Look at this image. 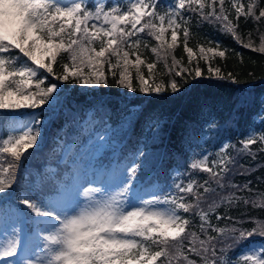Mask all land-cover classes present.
Listing matches in <instances>:
<instances>
[{"label":"snow or ice","instance_id":"obj_1","mask_svg":"<svg viewBox=\"0 0 264 264\" xmlns=\"http://www.w3.org/2000/svg\"><path fill=\"white\" fill-rule=\"evenodd\" d=\"M159 3L0 0V125L9 129L0 135V206L6 214L18 204L26 217L44 218L32 221L35 243L31 246L24 242L18 224L0 225V264H264V217L251 214L257 209L264 212V190L254 187L252 180L236 183L229 179L234 167L244 169V165L228 154V144L222 145L217 158L206 154L189 164L192 171L207 173L206 179L198 181L189 175L186 183H175V191L163 198L149 192L150 198L137 195L132 200L144 167L135 157L146 155L137 150L131 162L112 175L110 186H94L104 182L85 172L74 177L75 195L66 203L27 193L11 199L21 161L42 134V120L32 116L25 121L18 110L53 108L59 103L57 83L41 70L58 81L83 86L107 85L111 77L133 92L160 93L169 87L176 92V79L165 84L156 79L155 70L162 62L169 75L182 77L187 71L183 66L173 72L180 64L175 50L181 44L192 64L197 56V50L188 45L193 16L197 24L219 25L243 47L264 53V34L259 46H254L251 33L244 43L238 31L241 17L251 19L259 31L264 24V0H247L246 4L241 0H173L164 10ZM197 48L199 59L206 62L209 53L225 56V51L218 50L219 42ZM145 52L155 59L150 60ZM58 59L59 75L53 70ZM214 71L220 75L219 68ZM209 72H213L210 65ZM192 73L203 75L198 65ZM228 78H232L230 73ZM257 143L264 145V132L241 140L240 151L251 155L250 146ZM81 193L83 203L76 199ZM233 210L240 215H231ZM222 221L227 223L221 225ZM257 236L260 247L249 246L230 255L242 242Z\"/></svg>","mask_w":264,"mask_h":264},{"label":"trees","instance_id":"obj_2","mask_svg":"<svg viewBox=\"0 0 264 264\" xmlns=\"http://www.w3.org/2000/svg\"><path fill=\"white\" fill-rule=\"evenodd\" d=\"M172 2L160 0V10L166 9ZM241 2L246 4L247 0ZM226 7L230 8V5L226 4ZM189 26L191 35L188 45L197 50V56L189 65L181 44L175 50L180 64L173 69L174 72L183 66L187 71L182 77H173L162 62L155 70L158 81L167 84L172 78L176 79L179 89L176 92L170 87L160 93L133 92L116 84L111 77L107 85L83 86L58 81L41 70L49 81L57 83L59 103L53 108L45 105L35 110L28 109L36 112L38 119L42 120V134L37 146L29 149L21 161L17 172L18 184L11 190V199L18 200L21 193L36 194L41 199L56 194L61 189L60 181L71 180L74 171L68 159L61 160V140L83 145L95 131L103 128L112 131V138L121 142L115 154L118 161L131 162L137 150L146 154L135 157L144 166L141 179L137 182L146 186L155 184L159 196L174 192L173 185L181 181L186 183L189 175L198 181L206 179L207 173L192 171L189 164L194 158L218 152L225 141L229 145L228 154L237 160L238 165H244V169L234 167L229 179L236 183L252 180L254 187L264 190V181H257L258 177L264 178V152L260 151L264 145L257 143L250 146L251 155L240 151L241 140L264 132V53L243 47L230 34L222 32L219 25L197 24L195 16ZM257 27L251 19L245 21L240 18L238 31L244 43L248 42V34L251 33L254 46H259L264 24L259 25V31ZM215 42H219L218 50L225 51V56L213 57L209 53L207 62L199 59L197 46L214 47ZM145 55L150 60L155 59L150 52H145ZM197 65L203 73L200 77L189 74ZM209 65L213 69L211 73ZM216 68L220 69L219 76L215 74ZM53 70L57 75L61 74L59 59ZM144 71L146 73L147 69ZM229 73L232 78H228ZM134 86L138 88L135 81ZM129 114H132L131 120L128 119ZM86 117V123L93 121L87 128L83 122ZM5 131H9L7 126L0 125V135ZM112 156L113 150L107 148L99 157L109 163ZM242 170L249 174H235ZM230 214L238 217L240 212L233 210ZM251 214L264 217V212L259 209ZM189 218L192 219L191 215ZM195 223L194 220L193 227ZM244 227L251 228L252 225L245 224ZM250 242L261 243V238L257 236L242 242L230 255H236Z\"/></svg>","mask_w":264,"mask_h":264},{"label":"rangeland","instance_id":"obj_3","mask_svg":"<svg viewBox=\"0 0 264 264\" xmlns=\"http://www.w3.org/2000/svg\"><path fill=\"white\" fill-rule=\"evenodd\" d=\"M23 111V112H22ZM22 111H18V116L22 118L25 121H28L31 119L32 116H35L38 118V114L34 111H29L28 109H23ZM88 117H86L84 122V127H90L92 120L89 121V123H86L85 120ZM113 132L108 130V128H103L101 130L95 131V133L90 137L88 142L84 143L83 145H76L74 142H62L61 147V160L68 159L69 163L71 162L74 171L71 174V180L68 182L60 181L59 187L61 188L56 194L50 195V197H45L43 199H50L54 201H58L61 203H66L73 199V196L75 195V189L74 185L76 184V181L74 177H76L78 174L82 175L83 173L87 172L89 175H96L100 178L101 181H103V185H94V186H110L112 183L111 177L113 174H119L120 168L125 167L128 163V161H118L116 159V152L118 150L119 142L118 140L112 138ZM259 135V134H256ZM98 136H103L104 139L98 140ZM103 144V148H110L113 150V156L111 158V162L105 163L102 161V159L99 157L101 155L102 149L99 145ZM224 145V144H223ZM217 152H211L210 159L217 158L216 156ZM119 166V167H118ZM55 168V167H52ZM54 171V169H52ZM88 186V185H85ZM58 187V188H59ZM157 186L155 184L151 185H144L140 182H136V186L133 189V196L132 200L135 202L136 196H141L144 198H150L148 196L149 192H156ZM164 196H160V198H163ZM76 199L80 202H84V197L82 193L76 197ZM40 219L42 222L44 218H36L34 216L29 217V219L26 218L25 215H23L22 206H12L9 208L7 213L5 214L2 206H0V225H3L5 223H16L19 225V227L22 229L21 235L23 237V240L25 243L29 244L31 246L35 243L34 240V234H35V225L32 223L33 220ZM43 226V224H42ZM0 235H3V227H0ZM251 246L253 248L260 247V243L257 242H250L248 246L243 247L242 250L246 251L247 248ZM20 256H23V251L20 252Z\"/></svg>","mask_w":264,"mask_h":264}]
</instances>
